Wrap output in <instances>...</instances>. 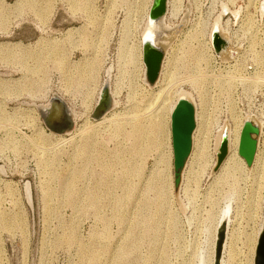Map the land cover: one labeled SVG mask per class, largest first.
I'll return each mask as SVG.
<instances>
[{
    "label": "rangeland",
    "instance_id": "obj_1",
    "mask_svg": "<svg viewBox=\"0 0 264 264\" xmlns=\"http://www.w3.org/2000/svg\"><path fill=\"white\" fill-rule=\"evenodd\" d=\"M175 1L177 15L170 14L168 0L163 18L178 27L156 43L164 53L156 85L143 81L139 67L136 93L130 94L128 73L118 80L120 48L141 43L152 0H0V44L18 42L9 50L0 45V264H209L212 230L223 213L224 264H247L249 236L264 213V170L251 163L232 184L216 182L222 161L214 167L218 148L212 139L224 121L230 128L232 113L253 114L260 123L255 152L264 155V0ZM216 21L217 33L228 41L219 54H226L219 59L210 49L201 68L226 70L229 97L205 83L208 105L201 120L207 125L202 129L194 91L196 127L175 187L170 117L160 118L166 139L157 132L156 147L134 156L126 119L140 108L152 113L154 107L140 97L159 87L170 63L177 66L182 59L176 45L184 31L197 29L198 39L207 41ZM229 43L239 48L237 54ZM93 52L96 64L89 72ZM178 67L172 69L183 73L178 84L193 92ZM104 79L110 92L116 83L119 90L111 94L115 105L96 120L91 112ZM53 93L62 99V111L70 109L64 117L69 127L73 121L71 129L46 127L39 106ZM141 121L149 127L150 118ZM197 136L214 163L203 171L194 166L193 181L182 189ZM229 150L228 140L225 153ZM162 154L170 155V186L161 183ZM123 161L140 171L128 176L125 187Z\"/></svg>",
    "mask_w": 264,
    "mask_h": 264
},
{
    "label": "bare ground",
    "instance_id": "obj_2",
    "mask_svg": "<svg viewBox=\"0 0 264 264\" xmlns=\"http://www.w3.org/2000/svg\"><path fill=\"white\" fill-rule=\"evenodd\" d=\"M170 5H171L170 14L172 15V17H174L177 15V13L180 9L177 5V1H175V0H172ZM161 22L164 23L166 29H168V30H166L167 33H169L172 30V28L175 27L174 25H173L174 27L171 26L172 23L165 22V20L162 16L157 19L153 15L152 16L147 15V19L145 21V26L143 27V29L141 31V43L138 42V44H136L134 47L133 46H122L120 48V53H119V62L120 63L118 66L120 77H118L119 78L118 80L121 81V79L123 78L122 74L128 73L127 85H128L129 90H130V94L136 93V90H135V88L137 87L136 79H137L138 73L140 71L139 67H141L142 72H144L145 66H144V62L142 60L144 51L152 49V48H157V46L153 42V39H154V36L156 34L155 31L157 29V25H159ZM160 28H161V26H160ZM218 31H219V25H218V22L216 21L214 23V25L212 26L211 31H209V39L207 41H200L198 39L197 29H194V28H189V29H186V31H184L182 36L184 35L183 37H185L186 39L181 37L177 40L178 41V44L176 45L177 48L178 49L182 48L181 49L182 55L180 57L182 59L180 61H182L184 63L182 65H180L181 62L179 61L177 66H174L173 63H170V66L168 67V69L163 72V79H162L161 85L159 87L152 88L151 90H148V91L145 90L144 93L147 92L149 95H144L145 98L143 96L140 97V100L143 101L144 105H146L148 107H152V106L154 107V109H152V113L147 116V114L145 112L141 111V108H140V110L138 109L135 112L132 111V113H129L128 119H126L130 123L129 134L133 138L132 146L130 147V150H129V154L131 156L143 154L145 151L147 152V150L149 148L156 147L157 142H158L157 136H156L157 132H159L160 134L163 135L164 140L166 139L165 138V136L167 137L166 123L165 122L161 123L160 118H161V116H164L165 119L167 118V116L170 117V113H171L176 101L179 98H182V97L187 98L186 96H189L192 101L193 100L195 101L196 100V97L194 94V91H195L196 96H198V100H199L198 107L200 106L198 108L200 110H196V116H198V118L200 120L199 125L203 129V127H205L207 124H206V122L202 121L201 119L203 118L204 110L206 109V106L208 105L207 104L208 100H207V95H206L208 91L206 92V90L204 89L205 83L207 82L206 84H211L212 86L214 83L215 87H217V89L219 90V94L225 92L227 94V96L229 95V92H230L229 82L231 79V77H229V76L231 74L229 75V73H228V75H229L228 76L229 79H228L227 78V72H222L225 69L224 70L219 69L218 72L215 73L214 70H212V69L210 71L207 69L205 71H203L202 70L203 68H201V63L207 64V62H208V56H210V54H211L208 52L210 51V49L211 50L213 49V44H212L213 43L212 42L213 33H217ZM188 38H189V40H188ZM192 39L197 40L196 45H193L191 43ZM17 43L18 42H14V43L6 42V43H2L4 45H2V44H0V45L9 46L11 44V45L15 46V45H17ZM142 43H143V52H142ZM10 47L11 46L6 47V48L9 50ZM174 54H175V52H174ZM87 63H88L87 67L89 69V72H91V70L94 71L95 64H96L95 52H93V55L90 56ZM179 65L181 66L180 68H183V71L186 72V75H183V77H185L184 80H185V82L186 81L188 82V84L190 85L193 92L191 90L183 88L182 86H180L178 84L177 81L180 80L179 75L181 76V74H183V73H178L177 72L178 70H176L177 73H175V71H173L174 70L173 68H176ZM225 67H229V66H225ZM180 68L178 67L177 69H180ZM187 70H189V72ZM109 71L110 70H107L108 75L110 74ZM137 71H138V73H137ZM204 72H206V73L209 72L210 74H204ZM94 78H95V76L93 75L91 79L94 80ZM142 79H143V81L146 80L144 78V75H142ZM181 79H182V77H181ZM230 85H231V83H230ZM118 90H119V86L116 83L114 89H111V94L113 96H115V95L117 96ZM99 95H100V91H99ZM99 95H98V97H99ZM184 95H186V96H184ZM196 104H197V102H196ZM150 109L151 108H149V111H150ZM60 111H61V114L63 116V112H62L61 108H60ZM112 116H114V114H111V116L108 118V119H110V121L114 120V118ZM230 116L232 118V123L230 124V128L228 127V124L224 121V123L220 124L218 126V128L216 127V131L213 134V139H212V142L214 144V149L219 148V146L221 144L222 136L227 137L229 140L230 150L226 154L224 159L222 160L221 165H220V169H219L218 173L216 174V176L214 177L216 182L219 180L222 181V180H228L229 179L230 181L227 184H232L234 179H235V175L244 172V170L248 166V164L245 162L243 157L238 153V145H239L241 128H242V125H243L245 119L247 118L248 114L246 116L245 115L240 116L236 113H232ZM145 117L150 118V123H149L150 128L148 126L144 125V123L141 121ZM204 120H205V118H204ZM118 130L121 131L122 129L120 128ZM201 137L203 138L204 134ZM204 141H205L204 139H201V140L198 139V136H197V138L194 142V146H193L194 148H193V150L191 152V156H190V163L192 164V166L189 169H187V171L185 172L184 181H183L184 183L182 184V189L183 188L186 189L188 187L189 183H191L193 181V176H191V174L194 175V171L192 169L194 166L203 171L205 169V166L207 163H211V164L214 163V158L206 150L205 144H203ZM163 144H165V141H163ZM259 152L258 151L255 152L252 163L254 164V166L256 165L258 171H262V170H264V155H262V153L260 155ZM169 160H170V155L162 154L159 158L160 163H162L163 170L165 169L164 177L166 178V180H165L163 177V173H160L161 183L168 184V186H170L171 182H172L171 181V174L169 173ZM121 165H122L121 166L122 177L120 178V182L123 185V187H125L128 176L133 174V173L138 175L140 173V171L138 169L136 170V167L134 169L133 167L130 166L129 163H125L124 161H123V163H121ZM103 168L108 169V167L106 165H103ZM237 178L235 179V181L237 180ZM218 184H220V183H218ZM261 187L263 189V194L261 197H262V202L264 204V177H263L262 182H261ZM162 189L163 188L161 186V188L158 189V191L162 192ZM125 192H126V194H128L127 188H125ZM92 200H94L93 196H92ZM157 206L159 207V204H157ZM222 211L224 212V209ZM223 214H221V216H219L220 218L212 230V240H213V242L211 244L212 245L211 246L212 247V249H211L212 254H210L211 257H210L209 264H213L215 241H216L218 229L221 227V220H222ZM263 216H264V213H262L261 220H260V223H259L257 229L255 231H253L249 236V257L247 260V264H254L257 239H258L259 233L262 230L263 221H264ZM262 240L263 241L261 242V247H260V249H258V251H259L258 264H264V233L262 235ZM224 263L225 262L223 261V259L221 257L220 264H224Z\"/></svg>",
    "mask_w": 264,
    "mask_h": 264
},
{
    "label": "water",
    "instance_id": "obj_3",
    "mask_svg": "<svg viewBox=\"0 0 264 264\" xmlns=\"http://www.w3.org/2000/svg\"><path fill=\"white\" fill-rule=\"evenodd\" d=\"M167 6H168V0H152L149 8V14L151 16L153 15L157 19L160 18L161 16L165 17L167 13ZM176 27L178 26L176 25L174 29H176ZM212 42H213L212 44H213L214 53L217 55L219 59H221V56L223 54H226V52H220L219 54L220 51L219 47L223 45L225 42L228 43V41H226L225 38L221 36L219 33H213ZM228 45L229 47H231L230 43ZM231 49H233L234 53L237 54L239 48L238 47L235 48L232 46ZM163 56L164 53L163 51L160 50L159 45L157 48L145 50L143 53V62L145 64L144 78L146 79L150 87H154L159 78ZM233 58L234 57H230L229 61H231ZM113 105L115 104H114V99L110 92L109 79H104L100 89V95L97 98L95 107L91 112V118L99 119L101 116L107 113ZM57 107L62 108L63 102L62 99L54 93L51 95L48 102H45L43 103V105L39 106L40 114L46 127L53 130L54 132H59L65 128L71 129L73 121L70 120V127H69L65 123V117H64L65 115L67 116V114L68 115L71 114V111L69 112L70 109L64 107V110L62 111L63 116L61 117V119L58 118L56 119L53 118V114H51V112L53 111V109H56ZM226 123L228 122L226 121ZM195 125H196V121H195L194 102L188 98H183V97L179 98L176 101L170 113V131H171V145H172V154H173V168L174 170H177L174 172L175 187L176 184L178 185L180 180L178 176L179 175L178 169L183 167L185 159L187 158V156H189L190 153V149L192 145V137H193L192 135L196 127ZM259 130H260L259 121L254 117L253 114H251L250 116L248 115L241 128L239 145H238V153L243 157V159L248 165L252 163L255 155V151L257 149L256 136L259 133ZM66 131L69 132L70 130H66ZM66 131L64 130V132ZM227 144H228V138L222 136L221 144L216 152L217 161L214 167L218 166L222 161V159L224 158V156L226 155L225 150ZM180 177H181V173H180ZM225 232H226V223L225 225H221V227L218 229L217 232L215 248H214L213 264H220V259L223 252L222 250L225 239ZM263 233H264V221H263L262 230L259 233L257 239L254 264H258V254H259L258 249H260L261 242L263 241L262 240Z\"/></svg>",
    "mask_w": 264,
    "mask_h": 264
},
{
    "label": "flooded vegetation",
    "instance_id": "obj_4",
    "mask_svg": "<svg viewBox=\"0 0 264 264\" xmlns=\"http://www.w3.org/2000/svg\"><path fill=\"white\" fill-rule=\"evenodd\" d=\"M160 26H161V28H160ZM163 26V27H162ZM172 27H174L173 25H171ZM156 29V28H155ZM174 28H172V30H173ZM166 27H165V24L164 23H160L159 25H157V29H156V31H155V36H154V39H153V42L155 43V45H156V43H157V39H161L164 35H166L167 34V32H166ZM171 30V31H172ZM160 31V32H159ZM159 35V36H158ZM142 52H143V43H142ZM142 60H143V58H142ZM184 96H186V95H184ZM179 97V96H178ZM177 97V98H178ZM188 99H191L189 96H186ZM194 102V101H193ZM170 134H171V131H170ZM254 257V256H253Z\"/></svg>",
    "mask_w": 264,
    "mask_h": 264
},
{
    "label": "crops",
    "instance_id": "obj_5",
    "mask_svg": "<svg viewBox=\"0 0 264 264\" xmlns=\"http://www.w3.org/2000/svg\"><path fill=\"white\" fill-rule=\"evenodd\" d=\"M52 114H53V118H58V119H61L62 115H61V111L58 110V109H53L52 111ZM60 127V126H59ZM58 127V128H59Z\"/></svg>",
    "mask_w": 264,
    "mask_h": 264
},
{
    "label": "built area",
    "instance_id": "obj_6",
    "mask_svg": "<svg viewBox=\"0 0 264 264\" xmlns=\"http://www.w3.org/2000/svg\"><path fill=\"white\" fill-rule=\"evenodd\" d=\"M236 56H237V55H236ZM236 56H235V57H236ZM233 59H234V58H233ZM233 59H232V60H233ZM232 60H231V61H232ZM231 61H230V62H231Z\"/></svg>",
    "mask_w": 264,
    "mask_h": 264
}]
</instances>
